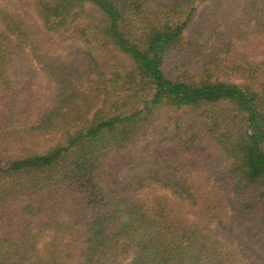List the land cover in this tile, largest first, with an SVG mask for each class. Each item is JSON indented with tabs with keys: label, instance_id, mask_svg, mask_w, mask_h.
I'll use <instances>...</instances> for the list:
<instances>
[{
	"label": "trees",
	"instance_id": "16d2710c",
	"mask_svg": "<svg viewBox=\"0 0 264 264\" xmlns=\"http://www.w3.org/2000/svg\"><path fill=\"white\" fill-rule=\"evenodd\" d=\"M17 1L32 14L0 1V264H264V62L186 38L220 1ZM243 2L263 29L264 0ZM55 38L80 47L62 59Z\"/></svg>",
	"mask_w": 264,
	"mask_h": 264
},
{
	"label": "rangeland",
	"instance_id": "374dc122",
	"mask_svg": "<svg viewBox=\"0 0 264 264\" xmlns=\"http://www.w3.org/2000/svg\"><path fill=\"white\" fill-rule=\"evenodd\" d=\"M2 2V0H0ZM11 2L19 11H26L32 14L29 3H20L17 0H3ZM177 0H169L175 2ZM218 2L208 1L197 5L196 14L191 30L186 34L190 39L193 33L200 30H215L225 34L224 42L232 44V53L227 54L224 58L227 62H233L237 66H243L245 63L261 64L264 62V28H261V18L253 19L247 11L243 0H219ZM262 32V33H261ZM71 46V47H70ZM56 54L62 59H69L74 55L79 44L73 40L63 38L54 39ZM70 56V57H69ZM227 57V58H226ZM228 79L234 83H241L242 80L236 74L228 75ZM53 143H51L52 145ZM41 148L40 150H43ZM181 164L185 165L188 170L192 169V162L188 156L180 159Z\"/></svg>",
	"mask_w": 264,
	"mask_h": 264
}]
</instances>
